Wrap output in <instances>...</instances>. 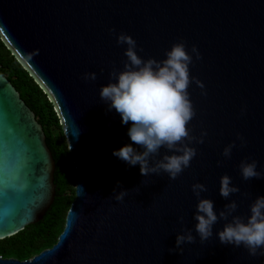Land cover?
<instances>
[{"label":"water","instance_id":"obj_1","mask_svg":"<svg viewBox=\"0 0 264 264\" xmlns=\"http://www.w3.org/2000/svg\"><path fill=\"white\" fill-rule=\"evenodd\" d=\"M120 32L135 39L145 59H164L179 40L201 55L189 71L206 95L190 83L196 116L188 127L194 136L202 129L208 135L192 145L197 155L175 180L163 172L141 175L139 165L112 155L129 143L142 150L99 97L109 72L126 59V46L116 43ZM0 37L54 105L74 164L75 195L52 246L25 260L0 255V264H264V256L219 242L223 220L209 239L201 242L193 230V243L170 252L177 233L195 224L193 183L206 186L201 198L216 210L235 200L233 215L245 219L264 196V178L243 180L238 168L242 159H255L264 172V0H0ZM87 72L96 79H82ZM231 141L237 146L225 159ZM163 154L170 153L162 148L155 159ZM55 166L41 124L0 73V239L43 219L55 197ZM224 174L240 189L227 200L218 191ZM114 188L128 190L122 201L113 198Z\"/></svg>","mask_w":264,"mask_h":264},{"label":"clouds","instance_id":"obj_2","mask_svg":"<svg viewBox=\"0 0 264 264\" xmlns=\"http://www.w3.org/2000/svg\"><path fill=\"white\" fill-rule=\"evenodd\" d=\"M115 33V29H109ZM116 43L125 45L123 67L120 70L113 68L109 72V82L100 87L99 97L107 105L109 111L113 109L119 114L121 124L129 125L127 135L130 141L139 146L137 150L132 143L114 149L112 155L129 166L139 165L141 175H159L166 173L170 180H175L197 155L193 144H203L207 131L202 129L199 136L191 134L189 123L196 116L194 105L188 91L190 83L195 78L190 76L189 66L201 55L195 45L189 49L186 42L179 40L173 43L164 52V59H147L138 55L143 51L130 35L120 32L116 34ZM85 81H94L96 73L87 72L81 77ZM201 88V94L206 95L204 84L195 81ZM243 111V110H242ZM129 122H131L129 124ZM236 140L240 146L246 141L237 134ZM236 141L229 142L221 155L225 159L231 158L232 149ZM166 153L160 159H155L161 149ZM217 166L222 161H217ZM241 178H264V172L258 170L255 159H242L238 165ZM117 182V187H119ZM193 195L197 198L193 219V229H183L177 233L175 250L182 252L181 245L193 243V230L201 242L213 235V226L218 220L226 221L216 236L221 244L234 247L243 246L250 256H264V196H258L249 206V215L245 218L233 215L237 210L235 200L229 201L222 210H216L214 201L201 198L206 192L204 184L196 182L191 186ZM219 195L228 199L230 195L238 193L240 189L232 184V178L224 174L219 181ZM128 190L117 192L113 189L114 199L122 201ZM231 217V219H229ZM183 222V217L178 218Z\"/></svg>","mask_w":264,"mask_h":264},{"label":"trees","instance_id":"obj_3","mask_svg":"<svg viewBox=\"0 0 264 264\" xmlns=\"http://www.w3.org/2000/svg\"><path fill=\"white\" fill-rule=\"evenodd\" d=\"M0 73L6 76L20 98L41 124L46 143L55 160V197L43 219L16 234L0 239V255L29 259L52 246L64 224L66 212L74 199V164L53 103L29 73L12 55L0 37Z\"/></svg>","mask_w":264,"mask_h":264}]
</instances>
